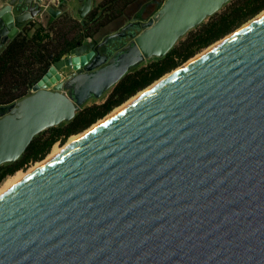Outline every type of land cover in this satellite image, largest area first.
<instances>
[{
  "label": "water",
  "instance_id": "water-1",
  "mask_svg": "<svg viewBox=\"0 0 264 264\" xmlns=\"http://www.w3.org/2000/svg\"><path fill=\"white\" fill-rule=\"evenodd\" d=\"M230 0H164L52 64L0 104V166ZM0 52L44 12L94 0H0ZM0 264H264V16L0 195Z\"/></svg>",
  "mask_w": 264,
  "mask_h": 264
},
{
  "label": "trees",
  "instance_id": "trees-1",
  "mask_svg": "<svg viewBox=\"0 0 264 264\" xmlns=\"http://www.w3.org/2000/svg\"><path fill=\"white\" fill-rule=\"evenodd\" d=\"M135 0H100L82 18L62 11L46 24L30 21L0 52V104L17 100L61 58L87 38L120 18ZM264 10V0H230L223 8L188 31L161 58H154L126 73L100 100L85 105L76 116L37 134L23 155L0 166V184L15 171L45 158L51 147L88 129L115 107L127 101L198 52L231 34Z\"/></svg>",
  "mask_w": 264,
  "mask_h": 264
},
{
  "label": "rangeland",
  "instance_id": "rangeland-1",
  "mask_svg": "<svg viewBox=\"0 0 264 264\" xmlns=\"http://www.w3.org/2000/svg\"><path fill=\"white\" fill-rule=\"evenodd\" d=\"M100 0H94V3H98ZM150 1V2H149ZM156 2H151V0H135L133 3H131L130 5H128L126 8H125V14L123 13V15L120 17V18H118V19H116L115 21H113V22H111V23H109L106 27H104V28H102L101 29V31L95 36V38H96V40H100L105 34H108V33H110L111 31H115V30H117L119 27H121V25H123L124 23H126L127 21H129L130 19H132L133 17H135V16H137V15H141L142 17H146V18H149L158 8H159V6L162 4V2L164 1V0H155ZM149 3H151L150 5H149ZM67 8H65V10H63V11H66V12H69L74 18H77V19H79L78 17H77V14H76V16H75V10H74V8H71V7H69L68 9H70V10H66ZM144 9V10H143ZM264 11V10H263ZM262 12V11H261ZM260 12V13H261ZM259 13V14H260ZM259 14H257V15H259ZM256 15V16H257ZM255 16V17H256ZM254 18V17H253ZM252 18V19H253ZM251 20V19H250ZM249 20V21H250ZM249 21H247V22H249ZM246 22V23H247ZM246 23H244V24H246ZM243 24V25H244ZM242 25V26H243ZM242 26H240L239 28H241ZM238 28V29H239ZM238 29H236V30H238ZM235 30V31H236ZM94 39V38H93ZM83 43H84V41H83ZM208 48V47H207ZM206 49V48H205ZM205 49H203L202 51H200V52H198L197 54H199V53H201V52H203ZM196 54V55H197ZM70 55V53L69 54H66V55H64L62 58H61V60L59 61V62H57L56 64H54V65H56L57 66V68L59 69V70H61L63 73H64V75H67V74H69L72 70H71V68L70 67H67L66 66V64H65V59H66V57H68ZM66 56V57H65ZM194 57V56H193ZM185 63V62H184ZM181 66V65H180ZM178 68V67H177ZM173 71V70H172ZM171 71V72H172ZM170 73V72H169ZM166 75V74H165ZM163 77V76H162ZM161 77V78H162ZM160 78V79H161ZM159 80V79H158ZM158 80H156V81H158ZM155 81V82H156ZM154 82V83H155ZM153 84V83H152ZM151 84V85H152ZM151 85H149V86H151ZM148 86V87H149ZM148 87H146V88H148ZM145 88V89H146ZM30 90V89H29ZM144 90V89H143ZM143 90H141V91H143ZM140 92V91H139ZM138 92V93H139ZM138 93H136L135 95H137ZM134 95V96H135ZM131 98V97H130ZM128 101V100H127ZM126 102V101H125ZM124 102V103H125ZM124 103H122V104H124ZM121 104V105H122ZM121 105H119V106H121ZM119 106H117V107H119ZM117 107H115L113 110H115ZM112 110V111H113ZM112 111H110V113L112 112ZM108 115V114H107ZM106 115V116H107ZM104 118V117H103ZM102 118V119H103ZM101 120V119H100ZM99 121V120H98ZM97 121V122H98ZM96 122V123H97ZM95 124V123H94ZM93 124V125H94ZM91 127V126H90ZM89 127V128H90ZM85 131V130H84ZM81 133V132H80ZM79 134V133H78ZM75 135H77V134H75ZM75 135H71L70 137H68L63 143H60V142H56L52 147H51V149H50V151H49V155H50V153H51V155H52V153L56 156V155H58L59 153H61L62 152V150H60L61 148L63 149V147L65 146V144L70 140V139H72V137L73 136H75ZM57 153V154H56ZM47 154V155H48ZM47 155L45 156V158L47 157ZM53 155V156H54ZM54 156V157H55ZM45 158H43L42 160H44ZM42 160H40V161H42ZM39 161H37V162H33V163H30V164H28V165H26L24 168H21V169H19V170H17V171H15L13 174H11V175H8L3 181H2V183L0 184V194L1 193H5V190L8 188V190L10 189L9 187L10 186H15L16 184H17V182L19 181V180H23V177H26V175H27V173H28V171H30L37 163H38ZM25 179V178H24ZM21 180V181H22ZM20 182V181H19ZM18 182V183H19ZM12 188V187H11Z\"/></svg>",
  "mask_w": 264,
  "mask_h": 264
},
{
  "label": "bare ground",
  "instance_id": "bare-ground-1",
  "mask_svg": "<svg viewBox=\"0 0 264 264\" xmlns=\"http://www.w3.org/2000/svg\"><path fill=\"white\" fill-rule=\"evenodd\" d=\"M264 16V11H262L259 15H257L256 17H254L253 19H251L249 22H247L246 24H244L241 28H239L238 30L232 32L231 34L225 36L224 38H222L221 40L215 42L214 44L210 45L208 48H206L203 52L195 55L194 57L190 58L189 60H187L185 63H183L181 66H179L178 68L174 69L172 72L167 73L166 75H164L161 79H159L158 81H156L155 83H153L151 86H149L148 88L144 89L143 91H140L137 95L132 96L131 98L128 99V101H126L124 104H122L121 106L117 107L115 110H113L111 113H109L107 116H105L103 119L99 120L97 123H95L94 125H92L90 128L86 129L85 131L75 135L72 137V139H70L65 146L63 147V149L61 148L60 150H64L67 147H69L70 145H72L73 143H75V141H77L78 139H80L82 136L86 135L87 133H89L90 131H92L93 129H95L97 126H99L101 123H103L104 121H106L107 119H109L110 117H112L113 115H115L117 112H119L120 110H122L123 108H125L128 104H130L131 102L135 101L136 99H138L139 97H141L142 95H144L145 93H147L148 91H150L152 88H154L155 86L159 85L161 82L165 81L166 79H168L170 76H172L173 74H175L176 72L180 71L181 69H183L184 67L188 66L189 64H191L192 62H194L196 59H198L199 57H201L202 55L206 54L207 52L211 51L212 49H214L215 47H217L218 45L222 44L223 42H225L226 40H228L229 38H231L232 36H234L235 34L239 33L240 31H242L244 28H246L247 26L251 25L252 23H254L255 21H257L258 19L262 18ZM57 154V153H56ZM54 154L50 153V155L48 154L47 157L42 160L39 161L30 171H28L26 177L28 175H31L33 172H35L37 169H39L41 166H43L44 164H46L48 161H50L54 156ZM26 177H23L26 178ZM22 180V179H21ZM19 180V181H21ZM18 181V182H19ZM17 182V183H18ZM13 187L10 186L9 188ZM8 190V188L5 190V192ZM4 193V192H3ZM3 193H1L0 195H2Z\"/></svg>",
  "mask_w": 264,
  "mask_h": 264
},
{
  "label": "crops",
  "instance_id": "crops-1",
  "mask_svg": "<svg viewBox=\"0 0 264 264\" xmlns=\"http://www.w3.org/2000/svg\"><path fill=\"white\" fill-rule=\"evenodd\" d=\"M1 4V3H0ZM65 10V9H64ZM67 11L68 10H70V9H66ZM75 10V9H74ZM63 11V10H62ZM61 11V12H62ZM75 12V16H76V11H74ZM54 16H52V15H50V14H48V13H46V12H44L43 14H41L40 16H38V17H35L33 20H36V21H41L42 23H44V24H46L48 21H50L52 18H53ZM32 20V21H33ZM91 39H93V38H87V39H85L84 40V42H87V43H89V41H91ZM66 57V56H65ZM64 58V57H63Z\"/></svg>",
  "mask_w": 264,
  "mask_h": 264
},
{
  "label": "built area",
  "instance_id": "built-area-1",
  "mask_svg": "<svg viewBox=\"0 0 264 264\" xmlns=\"http://www.w3.org/2000/svg\"><path fill=\"white\" fill-rule=\"evenodd\" d=\"M58 70H59V69H58ZM59 72H60V74L62 75L63 78L70 74V73H69V74H67V75H64V73H63L61 70H59Z\"/></svg>",
  "mask_w": 264,
  "mask_h": 264
},
{
  "label": "flooded vegetation",
  "instance_id": "flooded-vegetation-1",
  "mask_svg": "<svg viewBox=\"0 0 264 264\" xmlns=\"http://www.w3.org/2000/svg\"><path fill=\"white\" fill-rule=\"evenodd\" d=\"M149 2H150V1H149ZM151 2H153V3H154V2H156V1H155V0H151ZM94 4H95V3H94ZM150 4H151V3H149V5H150ZM143 10H144V9H143ZM123 13H124V14L126 13V12H125V10H124V12H123ZM114 21H115V20H114Z\"/></svg>",
  "mask_w": 264,
  "mask_h": 264
}]
</instances>
